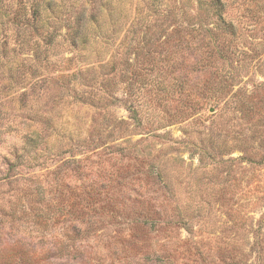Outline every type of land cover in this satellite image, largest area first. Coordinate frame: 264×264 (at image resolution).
<instances>
[{
  "label": "rangeland",
  "instance_id": "1",
  "mask_svg": "<svg viewBox=\"0 0 264 264\" xmlns=\"http://www.w3.org/2000/svg\"><path fill=\"white\" fill-rule=\"evenodd\" d=\"M143 2L85 50L3 16L0 264H264V0Z\"/></svg>",
  "mask_w": 264,
  "mask_h": 264
},
{
  "label": "trees",
  "instance_id": "2",
  "mask_svg": "<svg viewBox=\"0 0 264 264\" xmlns=\"http://www.w3.org/2000/svg\"><path fill=\"white\" fill-rule=\"evenodd\" d=\"M70 1L71 0H31L30 4H28L27 0H0V48L6 50L10 38V33L8 32L9 26H6V24L4 25L3 16H5L9 7H13L12 10L16 7L14 10L15 15L12 18L18 21V23H21V27L23 25L32 27V30L35 31L36 35L38 34L39 36L41 34L38 39L43 38V42L46 40L47 44H50L54 40L58 31L48 29L44 26V24L46 22H50L56 9H61L60 11L62 12V16L60 19L63 20V22H65L64 25L67 26L69 38L75 46L77 45L78 48L85 50L91 40L98 38V35L94 36V34H97V31L95 32V30H98L96 27L99 26L100 20L104 17V11L107 8L109 9L112 0ZM144 1L145 2L143 3L145 9L147 8V10L151 11V13L155 12L161 4V2H156V0ZM68 2L69 4L67 5ZM199 2L200 4H205L204 7L217 18L218 22L215 26L217 29H222L228 32L236 31L234 22L226 15L228 10L225 9L226 3L224 0H199ZM65 12L66 17H63ZM108 13L112 14L111 12ZM151 18L150 14L147 13L146 16H144L139 22L144 29L142 30V33L145 34V38L148 36V33H153V31H155ZM60 19L57 21H61ZM42 28L45 29L46 32H43ZM185 29H187V27H185ZM191 29L194 30L195 28H189V34L192 33L190 31ZM174 31L179 32L180 29L176 27ZM134 32L136 31H133V33ZM25 33L26 29L21 28L16 35L15 41H19V39H23V42L27 41L28 35ZM173 34L175 33L171 32L169 34H164L165 38L163 39V43L169 42L172 39ZM156 40H158V38L155 40L151 39L149 40V43H155ZM74 255L77 256V254Z\"/></svg>",
  "mask_w": 264,
  "mask_h": 264
}]
</instances>
